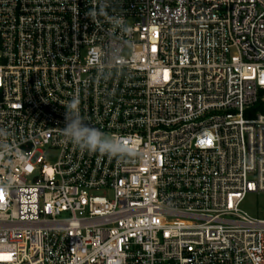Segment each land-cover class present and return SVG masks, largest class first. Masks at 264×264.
I'll use <instances>...</instances> for the list:
<instances>
[{
  "label": "built area",
  "instance_id": "built-area-1",
  "mask_svg": "<svg viewBox=\"0 0 264 264\" xmlns=\"http://www.w3.org/2000/svg\"><path fill=\"white\" fill-rule=\"evenodd\" d=\"M261 96L264 0H0V264H264Z\"/></svg>",
  "mask_w": 264,
  "mask_h": 264
},
{
  "label": "clouds",
  "instance_id": "clouds-1",
  "mask_svg": "<svg viewBox=\"0 0 264 264\" xmlns=\"http://www.w3.org/2000/svg\"><path fill=\"white\" fill-rule=\"evenodd\" d=\"M104 7L105 5L101 4V8L103 9ZM88 14L94 18L97 12L93 9ZM110 19L114 27H120L124 23L122 17H111ZM114 55L115 59H120L118 50ZM63 107L65 109V122L62 134L67 141L77 146L81 151L117 158L138 154L131 143L126 144L123 138L108 135L87 123L86 117L80 114L79 100L73 98ZM9 135L10 132L7 129L0 128V157L10 151L7 143Z\"/></svg>",
  "mask_w": 264,
  "mask_h": 264
},
{
  "label": "rangeland",
  "instance_id": "rangeland-1",
  "mask_svg": "<svg viewBox=\"0 0 264 264\" xmlns=\"http://www.w3.org/2000/svg\"><path fill=\"white\" fill-rule=\"evenodd\" d=\"M46 161L48 163H53L55 161L53 153L46 156ZM240 209L250 217L262 218L264 216V194L248 195L242 203Z\"/></svg>",
  "mask_w": 264,
  "mask_h": 264
},
{
  "label": "trees",
  "instance_id": "trees-1",
  "mask_svg": "<svg viewBox=\"0 0 264 264\" xmlns=\"http://www.w3.org/2000/svg\"><path fill=\"white\" fill-rule=\"evenodd\" d=\"M262 95V94H261ZM252 114H264V97L261 96L252 107Z\"/></svg>",
  "mask_w": 264,
  "mask_h": 264
}]
</instances>
